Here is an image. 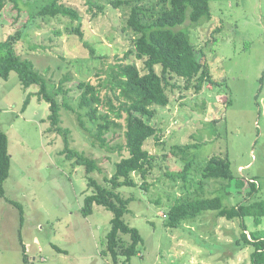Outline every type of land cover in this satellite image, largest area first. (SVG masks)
Listing matches in <instances>:
<instances>
[{"label":"rangeland","instance_id":"rangeland-1","mask_svg":"<svg viewBox=\"0 0 264 264\" xmlns=\"http://www.w3.org/2000/svg\"><path fill=\"white\" fill-rule=\"evenodd\" d=\"M209 1L210 21L193 25L187 20L182 27L189 30L215 83L204 82L199 92L193 86L167 89L170 103L156 107L154 118L160 139L150 138L145 144L155 158L148 188L141 187L140 175L133 173L137 184L118 189L132 198L124 219L143 238L130 264H252L253 246L243 240L240 220L216 218L214 211H207L176 228L165 225L169 207L188 193L181 178L170 176L186 160L193 165L192 190L201 180L206 159L227 157L233 180L206 179L204 194L225 196L228 190L226 206L264 202V0ZM43 2L21 0L16 8L6 0L0 9V41L19 31L15 49L22 58L30 59L51 84L70 77L65 81L71 88L66 101L73 110L62 107L61 127L69 129L70 148L98 161L101 171L91 175L103 182L127 152L110 151L94 141L95 124L88 108L79 106L80 92L74 84L94 81L103 65L91 57L74 29L80 27L96 55L115 61L133 47L134 35L126 27L129 10L114 7L109 0H93L104 7L102 12L96 6L91 9L86 0H62L78 11L80 19L30 18ZM136 63L143 66L140 60ZM38 90L37 85L25 89L15 71L6 80L0 76V127L8 137L11 156L6 194L0 198V264H109L102 253L112 212L95 204L92 214L82 215L84 197L92 193L85 167L73 165L61 152L64 135L49 130V104L37 96ZM29 93L30 101L22 110ZM62 98L58 96L61 102ZM107 137L111 147L124 143L122 130ZM175 144L187 147L176 156L171 152ZM251 182L258 190L249 196ZM11 201L21 205L22 222L19 207ZM245 223L248 232L264 234V216H246ZM124 259L120 256L119 264Z\"/></svg>","mask_w":264,"mask_h":264},{"label":"trees","instance_id":"trees-1","mask_svg":"<svg viewBox=\"0 0 264 264\" xmlns=\"http://www.w3.org/2000/svg\"><path fill=\"white\" fill-rule=\"evenodd\" d=\"M14 7H18L21 0H12ZM92 9L96 6L101 12L104 7L97 5L93 0H86ZM114 7L127 6L128 15L126 27L133 33V47L126 51L122 57L116 56L115 61H107L106 57L96 55L91 46L83 39L80 27L74 29L83 44L90 50L92 58L101 59L102 67L94 74L95 80L77 81L75 88L80 92L79 106L88 108L87 114L95 124L93 138L100 147L114 151L125 150L119 161L115 163V170L111 176H105L99 182L91 174L101 171L98 161L82 151L70 148L69 129L61 127V109L73 110L66 97L71 88L65 87V81L70 77L65 75L58 85L51 84L27 58H22L15 49L20 32L9 35L0 41V76L8 79L10 72L18 74L22 86L27 89L32 85L39 87L36 93L40 99L49 104L50 131L64 135V149L66 158L73 160V165L85 167L88 186L92 193L84 197L81 213L88 216L93 212V206L100 205L112 212L111 228L106 235V248L104 257L110 259L109 264H119L120 256L124 257L122 264H130L132 256L139 254L138 246L143 238L136 227L130 226L124 219L129 212L131 197H124L118 189L122 186L137 184L133 173L141 178V187L148 188V177L155 167L154 155L145 147L146 142L152 138L159 140L160 129L154 122L156 107H165L170 103L168 88L188 89L193 86L199 92L204 84L215 83L210 74L207 62L203 61L196 45L191 40L190 32L182 27L187 20L193 25L211 20L209 0H109ZM6 0H0V9L5 6ZM57 15L80 19L78 11L66 5L62 0H45L32 12L30 18L35 16ZM142 62L138 67L136 61ZM159 69V70H158ZM183 82V84L180 83ZM31 93L27 95L22 110L28 105ZM63 95L62 102L58 96ZM65 99V100H64ZM80 116V114L78 115ZM82 123V121L80 120ZM117 130L123 131L124 143L110 146L107 135L115 134ZM187 145H171V152H183ZM11 166V156L8 151V137L0 127V198L5 197V180L8 178ZM192 163L185 161L184 167L171 178H181L188 193L177 197L165 213V225L176 228L183 221H192L204 215L207 211H214L216 218L227 220H240L242 238L247 245L253 246L251 253L252 264H264V234L262 232H248L245 223L246 216H264V202L255 201L251 204L226 206V195L206 196L204 194V181L206 179H224L231 181V173L227 157L211 156L201 166V180L194 184L189 180ZM229 185V184H228ZM249 196L257 192L258 188L251 182ZM230 187V186H229ZM224 188V186L222 187ZM19 207L20 219H23V209ZM257 219V218H254ZM264 233V232H263ZM128 236L126 240L124 236ZM20 243L23 251V261H28L25 245L19 231Z\"/></svg>","mask_w":264,"mask_h":264},{"label":"crops","instance_id":"crops-1","mask_svg":"<svg viewBox=\"0 0 264 264\" xmlns=\"http://www.w3.org/2000/svg\"><path fill=\"white\" fill-rule=\"evenodd\" d=\"M241 167H242V166H239L238 169L241 168Z\"/></svg>","mask_w":264,"mask_h":264}]
</instances>
